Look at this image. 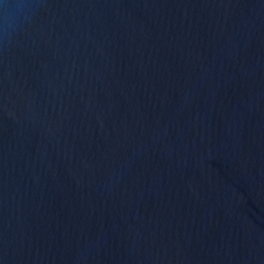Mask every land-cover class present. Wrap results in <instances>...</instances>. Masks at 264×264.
Masks as SVG:
<instances>
[{
	"label": "water",
	"instance_id": "water-1",
	"mask_svg": "<svg viewBox=\"0 0 264 264\" xmlns=\"http://www.w3.org/2000/svg\"><path fill=\"white\" fill-rule=\"evenodd\" d=\"M0 264H264V0H0Z\"/></svg>",
	"mask_w": 264,
	"mask_h": 264
}]
</instances>
